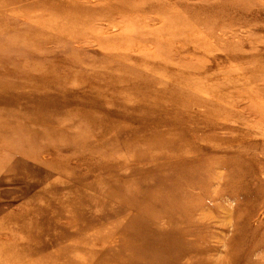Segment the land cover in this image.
Wrapping results in <instances>:
<instances>
[{
  "label": "rangeland",
  "instance_id": "rangeland-1",
  "mask_svg": "<svg viewBox=\"0 0 264 264\" xmlns=\"http://www.w3.org/2000/svg\"><path fill=\"white\" fill-rule=\"evenodd\" d=\"M0 264H264V0H0Z\"/></svg>",
  "mask_w": 264,
  "mask_h": 264
}]
</instances>
